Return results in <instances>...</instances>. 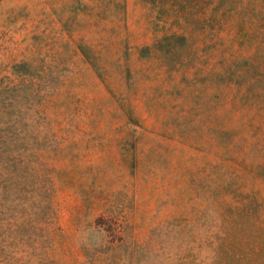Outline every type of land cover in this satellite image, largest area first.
Returning <instances> with one entry per match:
<instances>
[{
  "label": "rangeland",
  "instance_id": "374dc122",
  "mask_svg": "<svg viewBox=\"0 0 264 264\" xmlns=\"http://www.w3.org/2000/svg\"><path fill=\"white\" fill-rule=\"evenodd\" d=\"M0 264H264V0H0Z\"/></svg>",
  "mask_w": 264,
  "mask_h": 264
}]
</instances>
